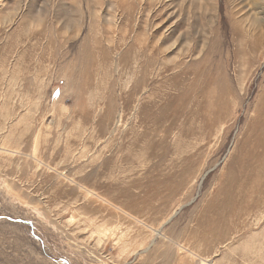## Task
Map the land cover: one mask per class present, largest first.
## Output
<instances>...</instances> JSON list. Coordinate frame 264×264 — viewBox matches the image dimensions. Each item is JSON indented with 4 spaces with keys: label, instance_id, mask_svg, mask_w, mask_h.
<instances>
[{
    "label": "rangeland",
    "instance_id": "rangeland-1",
    "mask_svg": "<svg viewBox=\"0 0 264 264\" xmlns=\"http://www.w3.org/2000/svg\"><path fill=\"white\" fill-rule=\"evenodd\" d=\"M0 264H264V0H0Z\"/></svg>",
    "mask_w": 264,
    "mask_h": 264
}]
</instances>
